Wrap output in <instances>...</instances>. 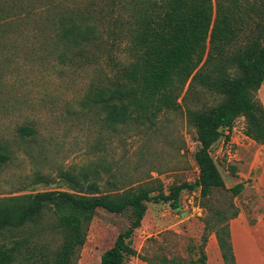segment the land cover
Returning <instances> with one entry per match:
<instances>
[{"label":"trees","instance_id":"trees-1","mask_svg":"<svg viewBox=\"0 0 264 264\" xmlns=\"http://www.w3.org/2000/svg\"><path fill=\"white\" fill-rule=\"evenodd\" d=\"M129 1L133 15L125 29L124 47L113 40L105 49V42H97L93 25L71 18L58 20L55 38L63 53L86 64L105 60L109 75L105 72L83 96L86 109L105 130L124 125L152 127L160 114L180 110V99L186 125L195 135L192 159L197 177L192 183L173 184L164 193L155 186L157 181L118 189L109 174L103 193L96 171L92 179L64 171L58 174L64 191L0 197V264H75L97 209L118 215L130 212L127 228L98 261L123 264L124 256H136L130 239L145 204L161 202L177 210L182 191H197L205 212H210L202 219L203 241L213 234L222 263L235 264L228 221L237 214L232 198L242 185L224 187L210 149L221 137L227 138L223 132L237 119L243 121L245 137L264 145V110L256 97L264 79V0ZM113 51L126 53V61H119ZM19 133L31 135L32 131L25 126ZM8 159L6 146L0 144V168ZM49 182L39 175L32 181ZM214 192L228 196L229 214L226 209L208 207ZM46 232L59 238L54 249L37 241ZM195 262L205 264L204 251H199ZM149 264L174 263L161 256Z\"/></svg>","mask_w":264,"mask_h":264},{"label":"rangeland","instance_id":"rangeland-1","mask_svg":"<svg viewBox=\"0 0 264 264\" xmlns=\"http://www.w3.org/2000/svg\"><path fill=\"white\" fill-rule=\"evenodd\" d=\"M132 15L129 0H0V144L6 146L9 158L0 168V197L64 191L58 180L64 171L91 179L96 171L103 193L109 174L118 189L157 181L155 186L164 193L173 184L196 179L195 135L186 125L180 99V110L160 114L152 127L124 125L105 130L83 103L89 86L105 72L109 75L105 60L86 64L63 53L55 38L58 20L71 18L93 25L97 42H105V49L113 40L124 47ZM115 52L119 61H126V53ZM240 124L237 119L234 126ZM25 126L31 135H20L19 128ZM226 148L218 140L210 149L225 180V171L237 167L238 161L226 154ZM34 175L50 182L33 184ZM222 195L214 192L208 207L226 209L229 214V198ZM179 204L177 210L161 202L145 204L130 239L136 256H124L123 264H149L161 256L174 264H197L207 241H203L202 219L210 212H205L197 191H182ZM129 219L130 212L118 215L97 209L75 264H98L99 255L112 246ZM37 241L54 249L59 238L46 232Z\"/></svg>","mask_w":264,"mask_h":264},{"label":"crops","instance_id":"crops-1","mask_svg":"<svg viewBox=\"0 0 264 264\" xmlns=\"http://www.w3.org/2000/svg\"><path fill=\"white\" fill-rule=\"evenodd\" d=\"M256 97L264 110V79ZM240 120L239 126L233 124L223 132L227 138L220 139L227 147L226 154L238 160L237 167L225 171L226 180L220 174L224 187L242 185L240 193L232 198L237 214L228 221L230 244L235 264H264V145L243 135ZM205 264H223L213 234L207 237Z\"/></svg>","mask_w":264,"mask_h":264}]
</instances>
